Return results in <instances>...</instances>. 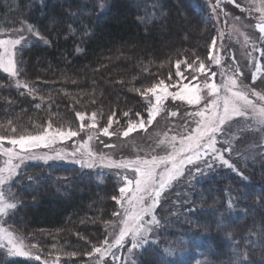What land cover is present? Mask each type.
Listing matches in <instances>:
<instances>
[{"label":"trees","instance_id":"trees-1","mask_svg":"<svg viewBox=\"0 0 264 264\" xmlns=\"http://www.w3.org/2000/svg\"><path fill=\"white\" fill-rule=\"evenodd\" d=\"M136 1L131 7L128 0H109L102 11L99 0H0V29L25 22L49 40L24 50L21 76L39 81V94L47 96L55 118L70 119L77 109L90 108L102 116L115 112V118L132 119L144 109L136 89L171 72L183 52L205 51L209 27L198 0ZM168 42L171 48L164 46ZM6 79L0 74V124L11 121L23 131L48 117ZM49 170L59 179L61 194L51 192L52 178L42 190L28 192L21 209L29 219L21 216L20 225L50 229L65 249L84 255L114 210L116 187L111 181L95 183L88 175L77 177L74 167ZM253 172L248 183L228 179L238 188L234 204L225 197L222 181L198 202L201 213L194 222L181 224L188 237L181 258L157 257L150 247L142 264H264V170ZM0 264L38 263L0 255Z\"/></svg>","mask_w":264,"mask_h":264},{"label":"rangeland","instance_id":"rangeland-1","mask_svg":"<svg viewBox=\"0 0 264 264\" xmlns=\"http://www.w3.org/2000/svg\"><path fill=\"white\" fill-rule=\"evenodd\" d=\"M128 1L131 7H135V4L137 3L136 0ZM198 1L202 3L209 27V40L205 51L202 54L196 52L193 53L189 50L183 52L182 54H184V57H179V59L174 62L171 72L161 76L160 79H155L154 82L149 83L146 88H150L153 84H158L161 79H163L166 84L171 85L168 90L172 92L180 90V85L185 83L191 82L192 84H198L202 89L201 94L204 97L201 104L199 106L188 105L186 101H173L169 97L164 101L163 110L156 116L153 124L149 126L147 130H138L131 133L128 137H124L122 133L126 130L129 121L139 122V118L136 115L134 118L124 121L123 119L121 120L119 118H115L114 116V122L109 129L114 133V135L107 137L103 136L99 129L107 126L109 115L102 116L98 109L91 110L90 108H81L77 109V111L74 110L76 112H85L88 116H91V113L96 112L97 127L91 130L86 129L77 137L64 140L57 139L56 144L52 147H54L57 151L69 154L65 161H50L47 163L39 159L27 160L23 162L15 161V163L20 164L18 175L13 178L12 183L5 185V192L7 194L10 189V199H12L13 202H19V207L14 212H11L6 216H0V224L8 230L13 231L15 234L22 236L24 238V243L28 246V248H31L33 245H35V248L32 249L31 256L29 257L8 256L6 248L0 249V255L4 260L22 259L42 264V262L47 259L49 264H52V262L55 261L56 256L59 255L60 260L58 261V264H126V261L123 258H127V264H132V260H140L142 255L145 254L144 251L142 255L134 253L132 256H129L127 249L130 246V240H128L125 242L124 247L114 250L117 256L122 257L120 261H114L111 257L101 260L96 255L89 259L85 253L84 255L81 253L71 256L69 254L72 252L65 249V246L59 244L57 239H54L53 232L50 229L27 230L26 228H23L20 225V219L21 216H24L25 214L22 212L21 207L23 204H27V202L24 201V198H26L25 195H27L28 192L32 190L33 192L42 190V188L45 187V182L51 178L52 179L49 180L51 192H55L54 196L61 194V190L59 188L60 184L58 183L59 179L52 177L49 174L50 167L59 165L74 167L76 168L77 177L88 175L95 181V183L101 184L104 181H111L116 187L115 196L118 197L120 195L118 189L123 186V177L125 175L132 176V173L123 169L101 166L99 160L96 161L95 166L92 168L82 166L79 163H71L69 162L72 160L71 153L75 150V147H79V145L83 141L87 140L88 136L91 135L93 137V139L89 142L91 149L98 154L102 153L105 157H110L114 161H120L121 159L132 160L135 159L137 155L148 159H150L152 155H166L170 149L166 144L159 143L161 139L165 138V133H167L168 138L173 135H176L179 138V135L184 132L186 124L189 128L195 127V124L191 122V117L187 114L198 110V107H203L204 104L212 98L209 97L207 89L204 88L205 83L212 82L207 80V73H195L188 67L189 64L197 61V58H199V61H203L208 66L209 72L217 73L216 77L213 78L214 82L217 84L222 82V78L220 76L221 72H224L226 78L228 76H232L237 67H239L243 73V76L240 77L243 83L248 85L252 84V73L256 71L253 61L264 64V59H261L260 52L256 50V48L264 45V39L261 38V34L256 28V24L261 17V12L258 9L260 8L262 0H235V3H232L231 0H221L215 14L212 12V6L216 4L217 0ZM99 3L107 4L109 3V0H99ZM237 4L239 7H237ZM28 25V23L22 22L17 27L12 29H0V38H19L24 36L26 38L24 50L31 44L49 43V40L41 33V36L44 37L43 40L29 33L27 31ZM33 30L38 31L34 26ZM185 31L186 33H189L188 27H186ZM213 37L217 38V48L214 49V52L222 58L220 65H216L208 59L209 46L212 44ZM246 37L247 41L245 39ZM45 40L47 43H45ZM254 44L256 47L253 46ZM164 46L166 48H171V44L169 42L165 43ZM24 50L22 55L18 53L17 57L22 61L18 65L20 69L19 79L28 83L29 86L35 90V95L33 96L28 94L27 90L23 88H17L15 79L4 73L2 70H0V74L7 78V84L10 87H13L18 93H20V95H22L21 93H24V96H27L34 101V107H36L37 104H40L38 110L44 109L43 113L47 112L48 117L46 115L45 118L37 121L38 123L33 124L32 128L27 127L26 130L23 131L16 128V135H34L37 132L42 131L49 122L52 123L53 129L59 128L67 131L71 128L72 130H79L81 122L76 118V112L74 113V117L70 119L55 118L56 114H51L53 109L50 110L47 108L49 103L47 96L39 94L41 89L37 87V83L39 81L30 82L28 79L21 76L23 75V63L25 62ZM249 54H251V56H249ZM177 61H181L180 71L183 73V77H185L184 79L176 76ZM199 61L195 64V68H199ZM262 72H264V69H262ZM169 75H171V80H169ZM193 75H197L196 81L192 80ZM256 88L257 91H264V75H259L256 82ZM150 95L151 94H149V96ZM41 97H43V100ZM141 100L142 103H144V109L141 115L146 120V112L149 104L142 96ZM170 112H176L177 115L170 116ZM85 123H91V121L86 120ZM11 128H15L14 125L12 126L11 124V127H9V123L0 124V134H10ZM219 139L221 141L225 139L231 140L232 151L225 153V157L230 159V162L235 165L239 172H242L243 176L248 179H242L237 172H234L226 166H221L217 162L212 169H208L204 167L203 164H200V174L192 172L191 175L186 174L174 182L172 187L166 191L161 207L157 209V216L161 219L160 227L155 228L150 234V241L157 242L153 247L159 249L161 254H164L168 259L174 260L177 257H182L181 255L184 253L183 251L185 249L183 248V245H187V243H183L188 241L185 240V238L188 237L186 234L182 233L181 224L185 225L188 220L190 223L194 222L196 216L201 213L200 211H202L198 202L201 201L207 192L211 194L214 193L216 188H218L219 183L222 181L225 184L224 189H222L225 193V197L228 198V201L231 200V204H234L236 196L238 195V188L234 184H229L228 179L235 178V181L248 183L252 177L251 175H254L253 171L256 172V170H264V131L256 129L250 122L246 123L243 120H236L231 123L230 127L226 129L225 134L219 137ZM105 144L113 145L114 147L106 148L104 146ZM4 147H11V145L5 142ZM32 151L40 155L45 153L49 155L53 154L48 148L43 146L32 149ZM4 159L5 158L3 156H0V165H2ZM76 159H80V156L77 155ZM83 178L85 179L86 176ZM79 179L80 178H77L76 180L78 181ZM62 187L64 188V186ZM120 210V205L115 202V207L110 217L100 225V236L98 241L93 243L94 245L99 246L105 237H109L110 233L113 235L109 238H115V234L119 232V225L118 218L113 216V213ZM25 216V218L29 219V216ZM105 222L109 223L108 227H105ZM92 247L88 248L87 252H90ZM148 248L150 247L146 246V250ZM166 249L171 252L170 255L165 252ZM35 255H39L41 260H35L33 258ZM197 263L198 261L195 260L193 264Z\"/></svg>","mask_w":264,"mask_h":264},{"label":"snow or ice","instance_id":"snow-or-ice-1","mask_svg":"<svg viewBox=\"0 0 264 264\" xmlns=\"http://www.w3.org/2000/svg\"><path fill=\"white\" fill-rule=\"evenodd\" d=\"M221 0H217L216 4L212 6V12L215 14L216 9L219 7ZM235 3V0H231ZM106 3L100 4V9L103 11L107 8ZM237 7L239 5L237 4ZM261 12V17L256 24L261 38L264 39V0L258 9ZM27 31L35 37L43 40L39 31H34L32 25L27 26ZM25 37L19 38H0V70L8 74L16 81L17 88L27 90L28 94L35 95V90L29 86L28 83L19 79L20 69L18 65L22 62L18 59V53L22 55L25 44ZM247 41V37L245 38ZM45 43L47 41L45 40ZM254 47L255 44L253 45ZM217 48V38H212V44L209 46L208 59L216 64H221V57L216 55L214 49ZM79 51V49H77ZM261 54V59H264V45L256 48ZM251 56V54H249ZM199 61V58H197ZM197 61L189 64L188 67L195 73H207V82L204 88L207 89L209 99L203 107H198V110L190 112L187 115L191 117V122L195 127L189 128L186 124L184 132L179 135L167 137L159 141L160 144H166L170 149L166 155H152L150 159L137 155L135 159L114 161L110 157H105L102 153L94 152L89 146V142L93 139L91 135L88 139L83 141L79 147L71 153V163H79L82 166L92 168L95 166L96 161L99 160L101 166L115 169H123L130 173L132 176L125 175L123 177V186L119 187L120 195L113 196L112 199L120 205V211L113 213V216L118 218L119 232L115 234L114 239L109 237L113 234L110 233L109 237H105L99 246L94 245L90 252L85 255L91 259L94 255L98 256L101 260L111 257L114 261H120L121 256H117L114 250L125 246V242L130 240V246L127 251L129 256L134 253L143 254L147 247H153L157 242L150 241V234L155 228L160 227L161 219L157 216V209L161 207L162 200L166 191L172 187L174 182L179 180L186 174L191 175L192 172L200 174V164L204 167L212 169L218 162L221 166L237 172L242 179L248 178L243 176L242 172L235 167L230 159L225 157V153L232 151L231 140L225 139L221 141L219 137L223 136L226 129L230 127L231 123L236 120H243L250 122L256 129L264 131V91H257L256 82L259 75H264L262 69L264 64L253 61L255 72L252 73V84H244L240 79L243 76L240 68L237 67L232 76L225 78L224 72L220 73L222 82L217 84L213 78L216 77V72H209L208 66L199 61V68H195ZM181 61L176 62V76L184 79L183 73L180 71ZM171 80V75H169ZM192 80H197V75L192 76ZM170 84H166L163 79L158 84H153L150 88L141 91L136 89L142 97H144L149 104L145 120L141 113L137 112L136 116L139 122L129 121L128 126L122 135L128 137L131 133L138 130H147L153 124L154 119L163 110L164 101L169 97L175 100L186 101L188 105L199 106L202 99V89L198 84L191 82L180 85V90L172 92L169 91ZM22 95L24 93H21ZM149 94H151L149 96ZM43 100V97H41ZM36 107H40L37 104ZM76 118L81 122L79 130H72L69 128L67 131L59 128L53 129L52 123L49 122L42 131L36 134H20L16 135V128H11L10 134H0V156H3L2 165H0V216H6L14 212L19 207V202H13L10 189L7 194L5 192V185L13 182V178L18 175L20 164L15 161L27 160H43L47 162L65 161L68 153L57 151L54 147L57 139L64 140L77 137L81 132L86 129L91 130L97 127L96 118L97 113H91L88 116L85 112H76ZM124 116L129 113L125 112ZM170 116H176V112H170ZM115 112L108 116L107 126L99 129L103 136L111 137L114 135L109 129L111 128L114 120ZM90 120L91 123H85ZM12 122L9 121V127ZM5 142L11 147H4ZM220 145V146H218ZM227 145V146H224ZM48 148L53 154L47 153L40 155L32 151L39 147ZM106 148H112L113 145H104ZM19 149V150H17ZM77 155L80 159H76ZM91 161V162H89ZM231 208V204L228 205ZM109 223L105 222V227ZM7 249L8 256H31L32 249L35 245L28 248L24 243V238L15 234L13 231L8 230L0 224V249ZM157 257L161 256L159 249L154 248ZM169 255L171 252L165 250ZM69 255L75 256L76 253ZM35 260L40 261L41 257L35 255ZM127 264V258H123ZM60 256L57 255L52 264H58ZM42 264H49L45 259ZM132 264H142L141 260L134 259ZM168 264V262H164Z\"/></svg>","mask_w":264,"mask_h":264}]
</instances>
